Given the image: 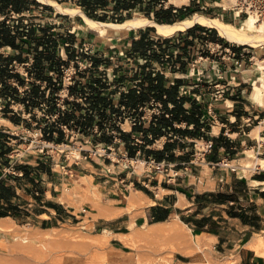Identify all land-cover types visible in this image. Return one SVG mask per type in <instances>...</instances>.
<instances>
[{
	"label": "crops",
	"instance_id": "1",
	"mask_svg": "<svg viewBox=\"0 0 264 264\" xmlns=\"http://www.w3.org/2000/svg\"><path fill=\"white\" fill-rule=\"evenodd\" d=\"M218 1L188 0L175 8L194 6L198 13L203 12L205 4L216 6ZM220 17L226 20L227 14L223 12ZM149 28L153 27L119 33L115 45L108 48L119 54L120 65L113 64L112 57L105 58L99 68L114 71L94 74L93 79L107 83L95 86H100L99 93L107 99L101 111L105 109L109 119L96 118L93 127H112L108 138L68 128L69 133L60 136L53 131L49 138L43 134L41 124L39 130L49 143L64 144L71 133L91 142V147L81 148L75 160L68 156L61 161L49 152L29 154L27 159L16 157L14 146L21 139L11 128L24 126L25 122L15 124L0 111V225L6 219L10 225L31 220L50 230L65 221L89 216L97 235L107 236L111 250L123 255L130 252L127 249L140 230L172 224L185 233L183 240L175 233H161L164 244L169 246L174 241L172 244L177 246L173 264H264V248L256 249L258 240L264 238V170L248 171L241 164V155L248 149L262 148L253 133L256 122L264 116V110L250 99L253 76L244 70V64L227 67L217 54H212L209 46L229 43L217 30L215 38L213 28L198 24L167 39ZM143 37L148 44L145 52L135 47ZM0 53L8 56L20 52L3 47ZM23 58L27 63L15 62L17 71L29 80L24 65H32L34 55L23 54ZM90 60L92 66L93 58ZM81 70L74 83L85 85L92 78L91 69ZM143 73H152L153 77L160 73L166 88H177V100H185V109L197 113L200 135L166 130L165 135L154 139L144 132L160 111L162 100L156 99L158 93H148ZM9 83L16 84L14 80ZM219 89L223 90L222 96L217 93ZM131 90L139 98L147 97L146 101L130 103ZM64 91L70 100L74 99L68 96V89ZM82 100L77 99L88 109L91 104ZM112 108L117 112L111 114ZM169 108L173 109L174 104L170 102ZM133 119H137L136 125ZM173 126L184 130L188 124L174 121ZM134 127L140 131L135 132ZM114 155L120 165L113 161ZM134 160L144 161L151 170L139 175L125 167L120 169L123 162ZM151 160L162 163L165 169L157 170ZM223 162L232 167L221 166ZM82 179L97 182L101 197L77 212L71 191ZM96 202L98 209L92 206Z\"/></svg>",
	"mask_w": 264,
	"mask_h": 264
},
{
	"label": "rangeland",
	"instance_id": "2",
	"mask_svg": "<svg viewBox=\"0 0 264 264\" xmlns=\"http://www.w3.org/2000/svg\"><path fill=\"white\" fill-rule=\"evenodd\" d=\"M222 1L223 0H219L218 4H215L216 6H213V4H205V8L202 9L203 12L200 10L198 13L223 20L220 14L225 12L227 18L223 21L233 23L236 26H240L241 21L248 18H236L234 11L230 10V7L226 8L222 4ZM151 2L152 0H141V6L147 7ZM41 4L44 5V7L50 6L53 10L46 11L45 8L35 9L24 17V23H35L43 27L50 25L56 27V31L59 33L65 35L70 33L75 37V44L72 49L76 59L74 61L79 62L75 64L70 63L69 66L65 68L64 87L74 85V81L76 80L75 76L79 74L81 69H84L81 71L86 72L91 69V77H95L94 74L103 71L107 74L114 71V68L109 67H106V69L103 67L92 69L93 65L90 66L88 64V62L91 61L90 58L105 60V58L109 59L112 57L114 60L110 61H113V64L120 65L118 60L119 54L114 52L111 53L108 48V46L115 45L119 33L111 37H99L96 31L87 27L85 18L80 15L79 12L65 14L59 12L51 5ZM61 5L71 9H81L74 2ZM164 5L165 7H180L185 4L175 5L167 0ZM155 6L157 9L161 8V4ZM192 7L195 13H197V7L191 6V8ZM112 9L113 7H109L110 11H112ZM210 9L216 10L217 14L213 13ZM150 13L154 15L152 8ZM109 15H113V12H110ZM134 17L146 16L139 11H134L132 18ZM248 49L251 52L252 60L244 65V67H246L244 70H247V73L253 76L252 82L250 81L249 84V93L251 94L253 91V82L262 76L264 77L263 73L258 71L256 66L258 61L264 60V53L252 47ZM62 56L65 59L67 58L64 51H62ZM123 65V67H125V64ZM239 66L241 65H238V67ZM125 68L128 69L127 67ZM20 71L23 72L24 70L20 68ZM64 90L65 88L60 93V99L58 100L62 111L65 109L64 100L67 98L66 91ZM73 100L74 99H72V101ZM0 106H3V104ZM11 109L17 112V114L20 113L22 115L21 117H25V119L29 121L28 125L26 123L24 126L11 128V131L19 135L21 139V142H17L16 146H14V154L16 157L27 159L29 154H43L49 152L50 154L56 155L61 161L67 159L68 156L75 160L79 156L81 148L89 147V145L91 147L92 145L91 142L86 143V139H84L83 136H80L81 138L79 139L77 136L75 137V135H73L74 133L70 134L71 136L64 144H54L44 140L39 130L41 124L46 127L59 118V113H55L54 116L50 114L47 105H44L41 110L33 111L31 115L25 114L21 105L17 103L12 104ZM260 109L264 110L262 107H260ZM33 115L37 117L33 118ZM263 119L264 116L256 122V125L262 126L261 122ZM38 120L39 122L37 124L36 122ZM63 131L64 133L68 132L65 127ZM111 131L112 129L109 128L106 129L104 133L109 137L110 135L107 133H112ZM104 133L101 134L99 129L94 128L91 134H93L95 138L99 136V138L105 139L102 136ZM72 135L74 136L73 138ZM259 136L264 138V125L259 130ZM91 140H93V138ZM260 143L262 144L261 150L257 148L253 150V154L257 156V158L264 159V139L260 141ZM98 148L95 147V150H98ZM74 152H78V155L74 154ZM101 152H103V150H101ZM247 155V152L241 155V164L244 168H247L249 164ZM113 161H116L117 165L121 164V162H118L117 156L115 155L113 156ZM221 166L224 165L222 164ZM124 167L128 172H135L139 175L151 170L150 165L142 160H134L131 163L123 162V166L120 169ZM113 168L114 167H112V169ZM250 169L251 171L257 170L253 167H249L248 170ZM73 189L74 190L71 191V198L74 200L73 204L76 206L77 212L87 207L92 199L97 200L101 197L98 183H93V181L90 182L87 179H82L77 182ZM98 202L92 205L93 208H99ZM97 216L98 215H95L93 217L96 218ZM43 218H47V215H44ZM10 227L13 228L15 232L2 230L0 225V230L3 231V234L0 235V264H173L175 258L174 254L177 252V246L172 244L174 241H170V245L168 246L163 243L161 234L149 235L147 234V229H143L138 232V237L133 236L130 248L127 249L130 252L118 255L111 250L109 238L107 236L97 235V230L94 228V223L89 220V216L65 221L64 223H60L58 227L50 230L42 229L40 225H36L31 220L20 224L12 223Z\"/></svg>",
	"mask_w": 264,
	"mask_h": 264
},
{
	"label": "trees",
	"instance_id": "3",
	"mask_svg": "<svg viewBox=\"0 0 264 264\" xmlns=\"http://www.w3.org/2000/svg\"><path fill=\"white\" fill-rule=\"evenodd\" d=\"M55 1L60 4L74 2L88 17L101 22L122 23L132 18L134 11H139L147 18L154 19L159 23H174L190 18L195 13L191 7L175 8L170 6L165 8L164 3L167 0H152L147 7L141 6V0ZM158 4H161L160 9L155 6ZM109 7H113L112 11L109 10ZM38 8H45L46 11L53 10L50 6L44 7L38 0H0V49L11 47L15 52H20L19 54H10L8 56L0 53V103L3 104L0 111L3 112L4 117L15 124L25 122L28 125L27 119H23L19 113L17 114L11 109L12 104H20L30 114L35 109L41 110L44 105H47L50 114L54 116L55 113H59V118L42 128L46 137L50 138L53 131H57L60 136L64 135V127L91 134L94 129V122L97 119H109L105 109L101 111V108L105 107L107 99L101 96L98 91L100 86H104L107 83L101 84V79H93L92 77L85 85L76 81L74 85L64 87L65 68L76 60L72 49L75 44V37L70 33H68L69 35L59 33L56 31V27L50 25L43 27L35 23H24V17ZM151 8L154 11V15L150 13ZM110 12H113V15L110 16ZM148 31H155V29L149 28ZM213 33L215 38H217L216 30H213ZM145 38L143 37L139 42L135 43V47L141 48L142 52H145L148 45ZM26 48L28 52L24 53ZM62 51L65 52L66 59L62 56ZM23 54H27V56L34 55L35 59L32 65H24L29 80H26L17 71L15 63H27L23 58ZM102 62L103 60L101 59L93 58V66L96 68ZM143 75L148 82L146 87L148 93H158L156 99L162 100L161 107L158 106L160 111L153 115L150 128L144 130V132L152 134L154 139L161 138L165 135L166 130L181 132L184 135L195 137L200 135L201 127L197 123V113L195 110L189 113L184 107L185 100H177V88H166L164 76L160 73L155 77H153L152 73L147 75L143 73ZM11 80H14L16 84H10ZM95 84L100 86H95ZM64 88L69 90L68 96L74 97V100L72 101L67 97L64 100L65 109L62 111L58 100ZM164 94L166 95L165 99L163 98ZM79 98L83 99L82 101L85 103L91 104V106L87 109L81 102L77 101ZM146 98L145 96L139 98L133 90L129 92L130 103H135L139 100L146 101ZM170 102L174 104L173 109L169 108ZM83 110H86V112H83ZM116 112L115 109H111V114ZM96 115L98 117H95ZM35 117L33 115V118ZM174 121L187 122L188 126L184 130L178 129L173 126ZM190 126H193V129H190ZM98 129L103 134L107 128L99 125ZM134 131L140 130L134 127ZM105 134L102 136L108 138ZM5 215L7 213L3 216Z\"/></svg>",
	"mask_w": 264,
	"mask_h": 264
},
{
	"label": "bare ground",
	"instance_id": "4",
	"mask_svg": "<svg viewBox=\"0 0 264 264\" xmlns=\"http://www.w3.org/2000/svg\"><path fill=\"white\" fill-rule=\"evenodd\" d=\"M39 1L41 3L53 6L61 13L72 14L75 12H79L80 15H82L85 18L87 27L93 31H96L99 37H104V38L111 37L114 36V34L116 33L128 34L131 31H137L140 29H145L147 27H153L158 36L165 37L167 39L176 36L179 33L186 32L189 29L199 24L217 30V32L221 37H223L224 39L228 40L231 43L240 46H250L264 53V24L254 14H251L248 18L242 20L240 26H236L230 22H225L219 18H212L199 13L192 15L190 18H186L181 21H176L174 23H159L146 17H134L127 19L122 23H114V22H101L94 20L88 17L81 9H71L68 7H64L55 0H39ZM170 2L175 5H182V4H186L188 0H170ZM222 4L226 8L234 7L237 5V0H223ZM256 66H257V70L262 72L264 75V60L258 61L256 63ZM250 99L259 108L260 107L264 108V77L263 76L256 79L253 82V91L250 94ZM261 124L262 126H257L254 129L253 133L260 141H263L264 138H261V136H259V130L264 125V119L262 120ZM247 153H248L247 156L249 158L248 160L249 164L247 165V168L249 169V167H253L257 170L258 169L264 170V159L257 158V156L253 154V149H248ZM74 154L78 155V152H74ZM247 168L245 167V169ZM254 183L257 184V182ZM135 201L136 200H134L133 203H135ZM1 221H6V222H2L1 224L2 230L8 232H12V231L15 232V230H13V228L10 227L7 219ZM181 229L172 224L171 225L162 224L161 226H159V228L148 229L147 234L158 235L161 234L162 232L168 231L170 233H175L183 240L182 237L185 236V233L183 232L184 230L182 231ZM183 242H186V239ZM262 248H264V238H260L256 245V249H262Z\"/></svg>",
	"mask_w": 264,
	"mask_h": 264
},
{
	"label": "built area",
	"instance_id": "5",
	"mask_svg": "<svg viewBox=\"0 0 264 264\" xmlns=\"http://www.w3.org/2000/svg\"><path fill=\"white\" fill-rule=\"evenodd\" d=\"M200 3L201 0H193ZM205 6H202V9ZM230 10L234 11L236 18H246L251 14H254L264 24V0H237V5L230 7ZM248 48L250 46H240L237 44L229 43L227 46L216 45L214 47L209 46L212 54H217L222 64L227 67H233L234 65H246L248 61L252 60L251 52ZM220 64V63H219ZM218 94L222 96L223 90L219 89ZM161 107V105H159ZM157 114V113H155ZM133 125L137 124V119L132 120ZM151 163L155 164L157 170L165 169V165L157 163L155 160H151ZM224 166L232 167L228 162L222 163Z\"/></svg>",
	"mask_w": 264,
	"mask_h": 264
}]
</instances>
